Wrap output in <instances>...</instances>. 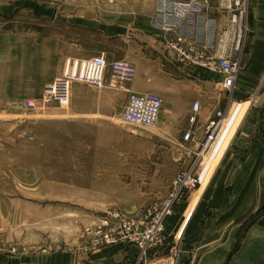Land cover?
<instances>
[{"label": "crops", "instance_id": "crops-1", "mask_svg": "<svg viewBox=\"0 0 264 264\" xmlns=\"http://www.w3.org/2000/svg\"><path fill=\"white\" fill-rule=\"evenodd\" d=\"M173 1L191 5L198 12L172 16L177 27L171 32L157 26L159 0H79L76 14L71 13L70 4L64 6L57 27L56 11L48 8V24L53 27L46 32L45 44L54 62L52 72L34 76V55H24L20 63L16 56L11 67L10 53L0 52V82L15 89L7 96V103L34 99V89L42 88L43 92L61 72L81 74L86 61L103 56L104 85L98 89L105 91L100 92L96 103H86L73 84L72 104L81 106L71 118L112 119L118 108L122 112L129 93L159 96L162 111L153 135L168 143L152 147L142 137L146 149L142 162L135 161L140 165L126 160L128 168H137L126 181L143 185L144 195L159 199L169 192L168 185L177 174L196 167L197 145L181 140L192 104H200L201 121L214 110L224 109L227 125L235 127L229 143L214 168L204 161L198 165L200 185L174 205L166 222V241L148 250L143 264H162L169 252L177 254L176 264H264V224L255 221L264 206V0H248L240 77L228 101L221 90V74L183 66L173 49L191 48L196 57L212 55L215 35L226 24V17L216 10L217 0ZM119 62L135 68L132 80H114L111 65ZM76 64L78 67H72ZM111 89L124 94L123 102L115 103L114 110ZM102 100L105 107L100 105ZM152 153L158 155L153 162ZM169 163L170 175L163 170ZM137 257L135 246L116 244L88 247L78 257L53 254L42 257V264H140ZM31 261L34 264V257Z\"/></svg>", "mask_w": 264, "mask_h": 264}, {"label": "rangeland", "instance_id": "rangeland-1", "mask_svg": "<svg viewBox=\"0 0 264 264\" xmlns=\"http://www.w3.org/2000/svg\"><path fill=\"white\" fill-rule=\"evenodd\" d=\"M68 4L72 14L79 12V0H0V52L10 53L11 67L32 54L34 76L50 75L54 62L45 43L53 24H48L47 9L56 11L57 27ZM4 82H0V264H31L32 257L34 264H42V257L53 254L83 256L88 247L100 249L93 246L95 234L99 228L107 229L115 215L139 219L163 198L147 197L143 185L126 181L137 172L127 167L126 160L142 162L146 149L142 137L152 147L168 143L153 135L154 128L121 122L119 108L112 119L73 120L72 112L81 105L72 104L71 92L65 104L16 109L15 104L41 100L42 88L34 89V99L12 104L7 96L15 89L6 88ZM75 85L86 103H96L105 91L98 89L103 82L100 87ZM111 90L106 91L111 93L114 110L124 94ZM157 157L152 153V162ZM170 169L169 163L163 170L170 175ZM176 255L167 253L168 260L162 264L171 259L176 264ZM144 257L138 249L137 262L143 264Z\"/></svg>", "mask_w": 264, "mask_h": 264}, {"label": "built area", "instance_id": "built-area-1", "mask_svg": "<svg viewBox=\"0 0 264 264\" xmlns=\"http://www.w3.org/2000/svg\"><path fill=\"white\" fill-rule=\"evenodd\" d=\"M159 1L160 10L156 23L159 29L166 32L174 31L177 27L172 21L173 18L171 19L172 16L181 17L187 13L198 12V9L191 5L179 4L173 0ZM202 5L205 6L206 3L203 2ZM216 10L226 17V24L215 35L210 57L193 56L191 48L184 50L173 46V49L177 52L179 61L183 66H198L210 72L221 74L223 76L221 90L226 93V100L228 101L229 94L240 77L239 56L247 28L248 0H217ZM205 50H208V47ZM105 69L106 62L103 56L90 59L85 62L81 74L65 72L54 79L43 89L41 100H27L24 103L15 104L14 107L33 111L55 104H65L69 100L71 87L75 83L100 87L104 79ZM111 71L113 78L120 82L130 81L135 75V68L122 62L112 64ZM161 111L162 100L156 94L129 93L120 121L144 129H153L159 122ZM200 113V104L194 102L187 120L188 127L181 137L182 143L197 145L196 167L176 175L168 194L149 207L141 218L127 220L115 215L114 221L110 225H105L107 229L99 228L96 232L94 247L101 248L125 243L136 246L143 255L147 249L157 247L164 242L166 222L172 215L174 205L200 185L197 174L198 165L205 161L206 157L213 151L227 124V115L224 109L214 110L204 121H201ZM171 262L169 260L166 264Z\"/></svg>", "mask_w": 264, "mask_h": 264}, {"label": "bare ground", "instance_id": "bare-ground-1", "mask_svg": "<svg viewBox=\"0 0 264 264\" xmlns=\"http://www.w3.org/2000/svg\"><path fill=\"white\" fill-rule=\"evenodd\" d=\"M234 131H235V127H229L226 124V127L223 130V134H222L221 139L219 140V142L217 143V145L214 147L213 151L209 154L208 157H206V159L204 161L205 163H207L210 166V168H214L215 165L217 164V162H218V160L220 158V155H221L222 151L224 150V148L229 143V141H230V139H231Z\"/></svg>", "mask_w": 264, "mask_h": 264}, {"label": "trees", "instance_id": "trees-1", "mask_svg": "<svg viewBox=\"0 0 264 264\" xmlns=\"http://www.w3.org/2000/svg\"><path fill=\"white\" fill-rule=\"evenodd\" d=\"M259 217L262 218V219L259 220V218L257 217L256 220H258V222L264 224V206L261 209V214L259 215Z\"/></svg>", "mask_w": 264, "mask_h": 264}]
</instances>
